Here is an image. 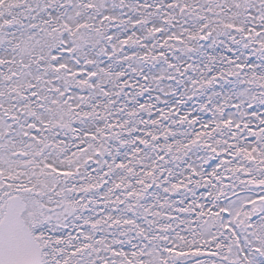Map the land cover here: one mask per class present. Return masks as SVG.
I'll return each mask as SVG.
<instances>
[{"label":"snow or ice","instance_id":"6c2138e0","mask_svg":"<svg viewBox=\"0 0 264 264\" xmlns=\"http://www.w3.org/2000/svg\"><path fill=\"white\" fill-rule=\"evenodd\" d=\"M0 264H264V0H0Z\"/></svg>","mask_w":264,"mask_h":264}]
</instances>
